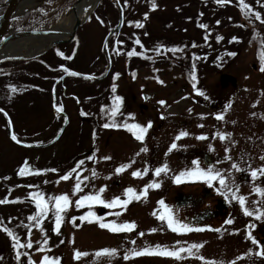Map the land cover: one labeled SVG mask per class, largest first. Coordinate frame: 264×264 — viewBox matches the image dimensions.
Instances as JSON below:
<instances>
[{"label":"rangeland","instance_id":"obj_1","mask_svg":"<svg viewBox=\"0 0 264 264\" xmlns=\"http://www.w3.org/2000/svg\"><path fill=\"white\" fill-rule=\"evenodd\" d=\"M142 1L127 0L130 6L129 21L125 22L124 18L121 29L126 31L127 37L132 36L133 39H136V36L132 30H129L131 23L149 8L147 4L141 5ZM206 1L202 0V3ZM61 3L62 0H51L50 2L38 0L35 6L26 9L24 13L28 10L43 9L32 17L38 21H35L36 23L31 28L34 30L49 28L55 26L64 17H69L73 7L67 10V5L63 6ZM244 3L250 5L253 12H259L261 20L255 19L254 15L246 16L239 0L230 2L228 4L230 8L226 6L227 3H217V0L209 2L208 5L203 4L207 15H215V20L210 21L211 24H216L213 26H218L217 28L222 33L225 32L223 34L234 36L235 33L229 34V32L233 31L237 20L247 25L243 31L251 29V34L257 31L256 40L240 50L237 57L225 69L206 73L205 83L209 92L205 93L204 98L207 100L205 103H203L204 98L196 90L198 87L196 82H192L186 76L183 63H178V66L170 70L167 66L155 67L156 70L142 67L137 69L136 75L129 74L125 69V58L115 49L118 45L115 41L121 37L117 39L111 35L109 39V50L113 42L115 46L113 51L110 50L112 63L107 71L108 57L104 49V40L111 30L110 27L116 25L120 17L111 2H107L103 13H98L90 20L86 18L79 25V27L82 25L81 33L76 32L75 38L61 42L72 41L62 46L66 54H56L59 50V43H56L53 49L51 46L49 50H46L48 48L46 47L39 51L46 50L47 55L51 54L46 59L43 58L46 53L35 55L32 53L31 57H13L24 60V63L17 62L14 67L0 66V200L9 201L0 204V264H13L8 261L11 259H16L17 264H29L30 260L35 264H41L44 256L63 260L62 264H117L118 259H125V256H128V264H133L132 260L139 256H134L132 253L143 249L136 243H154L153 245L158 243L171 250L187 249L192 244L203 245L199 249H193L192 255L185 251L181 253L183 258H174L177 259L178 264H199V257H212L215 264H229L226 259L231 254L232 240L227 232L221 233L219 237L206 234H181V232L170 236L171 233L167 232L169 230L167 220L162 221L158 217L167 216L170 210L174 219L185 225L191 218L190 215L193 216L196 212L199 201L190 200L187 205L183 199L174 198L175 195L172 193H179L182 190L197 193L199 184L208 182L185 175L181 177V182L177 183L176 177L181 173H191L197 169L204 171L212 169L213 167L206 169L204 166L206 164L203 154L208 149L213 156L219 154V158L215 159L219 162H225V156L231 155L226 153L231 150L243 151L242 147L246 145L244 141L246 129L253 119H260L264 97V84H258L264 81L261 75V68H264V22H262L264 21V0H244ZM174 5L170 4L168 8ZM197 8L204 9L200 5L193 4L192 11L195 14ZM153 10H159V8L154 7ZM59 11H61L59 21L50 23L51 17L57 15ZM89 11L90 9H87L85 15ZM101 14L105 20L99 17ZM205 15L202 16L201 24L203 25L207 21V15ZM144 16L146 17L147 14ZM150 20V23L154 25V33L165 30L158 25L156 17H151ZM188 20H192L193 25L188 29L187 34L193 36L197 34L201 40L202 30L196 33L195 19H184L179 23L184 25L189 23ZM11 30L16 32V30L25 29L13 22ZM183 34L182 32L177 36L184 37ZM34 43L32 41L30 45ZM261 43H263L262 48H259ZM51 50L53 51L49 52ZM177 54L180 55L181 52ZM25 55L30 54L25 50ZM45 60L50 62L41 66L51 62L57 64V69L52 75L53 80L58 72L67 67V65L60 66L63 60H74L73 62L77 63L74 64V70L80 71L82 76L75 78L71 75L59 84L53 83L52 87L50 81L44 84L39 78L41 83L38 84V88L33 85L31 91L16 97L21 91L25 89L27 91L29 87V83L25 82L26 79L22 77L25 72L34 69L40 74L38 67L40 63L38 62ZM65 61L63 62L66 63ZM2 62L0 61V64ZM254 64L256 68H253ZM222 73H231L238 79L237 85L229 84L231 86L230 95L223 93L225 88L222 86H216L221 82ZM101 74H105L104 82L102 84L93 83V78L102 76ZM47 85L51 92H46ZM113 86L116 92L112 91ZM53 87L55 89H52ZM13 88L15 91L12 90ZM209 88H218L219 91L212 93ZM56 90H60L57 105L71 115L69 119L56 115L58 110L53 106ZM124 92L127 94L126 99L117 96L121 98L120 106L125 109L118 118L116 116L118 110L113 111L119 103L115 95ZM161 101L164 103H160ZM215 102L220 103L218 109L211 106ZM251 108L255 110L254 115L250 113ZM155 114H162L164 117H157ZM151 115H155L156 119L152 120ZM220 115L224 117L222 120L216 118ZM256 115L259 116L256 117ZM115 116L116 119H114ZM113 123L117 126L104 127L105 124L112 125ZM149 123L151 127L147 129L143 140L136 139V135L139 134L138 129L130 131L125 126L146 127ZM11 126L13 127L12 132L10 131ZM214 130L217 132L214 133ZM236 130L241 131L243 136L238 134L240 139L232 143L231 138ZM182 132L188 135L181 136ZM13 134L19 143L12 139ZM200 136H205L207 139H198ZM221 136L226 138L221 139ZM216 139L221 140V143L216 144V146H222L221 148L216 147L220 150L213 147ZM173 144L176 145L174 149L171 148ZM210 144L212 147H209ZM142 149H147V151H142ZM104 157L111 159L106 160ZM240 160L235 165V173L234 165L222 167V176L226 178L229 188L230 183H234V177L244 171L239 163ZM80 161L84 163L77 167ZM26 164L32 172L39 174L19 176V170ZM128 164H131V167L124 172H116L117 168ZM165 165L168 171L156 176L155 169ZM53 169L55 171H52ZM73 169L76 171L72 173L71 179H61ZM137 170L142 173V176L132 175ZM145 170L147 174H143ZM93 172L96 173L95 176ZM231 173L235 176L231 177ZM77 182L80 183L81 191L74 192ZM212 182L210 185L221 187L218 179ZM149 184H159V187H150L146 197L133 199L126 209L117 206L109 208L110 211L107 213L106 206L99 203L76 207V201L86 195L99 193L101 199L107 203L115 197L126 199L125 191L128 188L135 189L136 193L140 194ZM235 185L236 189L232 194L240 196L248 193L247 183L241 182ZM102 188L104 191L101 193ZM221 189L223 192L231 193L227 189L222 187ZM223 192L222 194H225ZM35 194H42L49 201L50 211L42 220L43 230L35 226V221L29 219L38 212L37 203L28 199ZM63 194L69 196L72 204L61 214L63 221L59 234H56L53 231L55 227L54 198ZM232 194L226 195L232 198ZM170 197L174 199L169 200ZM160 201H163V204L159 203ZM90 212L94 215L89 216ZM114 213L120 214L115 215ZM81 217H87V219H80ZM96 217L101 218L106 224L115 222L120 225L134 222L136 227L132 231L117 233L108 228H101ZM73 218H76L75 223L72 222ZM89 219L93 222L89 223ZM228 220L230 219L222 218L219 221H213L211 225L229 227L232 224H227ZM24 225L29 227H24ZM206 225L210 226V224ZM5 227L18 238L19 244L26 245L31 240L33 247H15L17 241L3 231ZM46 237L47 244L45 245L43 241ZM41 247L45 251L37 250ZM105 249H114L115 254L97 256L98 252ZM77 251L87 255L76 259ZM258 252L259 250H253V261L239 258L237 264H264V259L257 255ZM17 253H20L19 258H17ZM140 257L141 264H174L163 262L160 259L170 256L144 255ZM256 257L259 258L256 259ZM209 261L211 260L205 262Z\"/></svg>","mask_w":264,"mask_h":264},{"label":"trees","instance_id":"obj_2","mask_svg":"<svg viewBox=\"0 0 264 264\" xmlns=\"http://www.w3.org/2000/svg\"><path fill=\"white\" fill-rule=\"evenodd\" d=\"M51 0H45V2H50ZM77 0H62L63 6L67 5V10L71 8V6L76 2ZM120 1L125 14V22L129 21V11L130 6L127 3V0H100L97 7L93 10V12L89 15V19H92L97 16L98 13H103L105 10V5L107 2H111L117 9V12L120 14L119 7L117 2ZM209 2H213V0H207L205 3H202V0H143L142 4H147L149 8H147L144 12H142V15L135 19L133 23H131V28L129 30H132L133 33L136 36V39H133L131 37H127L126 31L124 29H121L118 32H114L112 36L116 37L118 41H115V44L118 43L115 49L118 50V53L121 54L125 58V69L129 74L136 75L137 69L142 67L147 68H154L155 67H162L167 66V68L174 69L176 66H178V63L184 64L185 66V74L188 78L192 80V82H196L197 84V92L198 94L202 92H207V85L205 83V76L206 73L210 71H216V70H222L225 69L240 53V50L248 47L251 45L253 41L257 38V31L253 32L251 34L250 30H244V28L247 26L244 23H241L239 20H237V23H234L233 31L229 32L235 33V35L227 36L226 34H223L218 26H213L216 24H211L210 21L215 20V15H207L206 14V7L203 4L208 5ZM230 2H234V0H229L227 2L226 6L230 8V5H228ZM153 3H155V7H158L159 10H153ZM175 4L174 6H171L170 9L168 8V5ZM200 5L201 8L204 9H196V14L192 11V5ZM225 4V3H224ZM140 5V7H141ZM7 8V0H0V15L5 12ZM165 8L167 10H165ZM43 11V9L39 10H28L26 11L21 17L16 18L13 22H16L17 25L22 27L23 29H29L31 28L38 19H35L32 17L37 14L40 11ZM66 10V11H67ZM188 10V11H187ZM62 11V10H61ZM61 11L58 12L57 15L51 17L49 20L50 23L58 22L61 17ZM36 12V13H34ZM34 13V14H33ZM147 14L145 17L144 15ZM207 15L204 25H207L206 28L200 27L202 25V16ZM205 15V16H206ZM238 16V15H237ZM101 19L105 20L103 15L99 16ZM156 17V22L159 26L164 28L165 30L154 33L153 23H150V18ZM195 19V28L196 33H199L202 30V39L199 40V35H188V29L193 25L192 20H188L189 23L187 24H181L179 21L187 20V19ZM235 18H233L234 20ZM36 21V22H35ZM243 22V21H242ZM139 23L142 25V27H137L136 24ZM115 25L110 27L112 29ZM82 25L78 28L77 33H81ZM238 29V31H236ZM229 30V29H228ZM235 30V32H234ZM253 30V27H252ZM169 31L173 32L171 34ZM184 33V37H179L180 33ZM109 39H111V37ZM218 37H222L223 39H218ZM235 38V39H234ZM139 40L140 43H135L136 40ZM72 42V41H70ZM59 43V50H57L58 55L66 54V50L62 48V46H65L66 44L70 43ZM262 44H259V48H262ZM57 45V44H55ZM53 45L52 49L55 47ZM114 42L112 43L110 50L113 51L114 49ZM53 50L49 51L52 52ZM135 51L137 55L129 56L127 55L128 52ZM146 52H149L150 54H145ZM162 52V53H160ZM164 52V53H163ZM181 52V54H177ZM46 53V54H45ZM43 58H47L51 56V54L47 55L48 51L45 52ZM230 53H235V55H229ZM53 55V54H52ZM178 59L179 61H177ZM3 62L0 64V66H16L17 62L24 63V60L22 59H14V58H7L2 60ZM65 61V60H63ZM62 61V64L60 66L65 67L63 70L58 72L57 76L53 80L52 75L57 69V64L48 63L45 66L44 65L47 62L50 61H43L38 62L39 71L40 74L36 70H28L25 72V74L22 76L25 78V82H28L29 87L19 94H17L16 97H20L29 91H31V87L34 85L38 88V84L40 80L44 82V84H48V82H51L52 84H59L61 81H65L69 76H71L69 73H76L74 68L77 63H74V60H67L64 63ZM32 62L37 63V61L32 60ZM31 62V63H32ZM75 64V65H74ZM70 67V68H69ZM66 70V71H65ZM112 70V69H111ZM111 72V71H110ZM118 73V72H115ZM121 73V72H120ZM122 73H125V71H122ZM102 75V74H101ZM193 76L195 79H193ZM75 78H81V75H74ZM111 77V73H110ZM109 78V77H108ZM34 79V80H33ZM105 78H93L92 82L96 84H102L104 82ZM48 86V85H47ZM108 88H110L108 86ZM46 89V92H51L50 87L48 86ZM53 89V88H52ZM112 91L116 92V90ZM95 93V89L93 90ZM53 95V94H52ZM56 97L60 96V90H56ZM117 96H121V98H127V94L125 92L118 93ZM16 97L14 99H16ZM113 98V97H111ZM129 98V97H128ZM124 99L122 100L123 103ZM121 105V102L117 103V105ZM125 111V109L120 106L118 108V112L116 116H121V114ZM116 116L114 119H116ZM117 118V119H118ZM4 259V258H3Z\"/></svg>","mask_w":264,"mask_h":264},{"label":"flooded vegetation","instance_id":"obj_3","mask_svg":"<svg viewBox=\"0 0 264 264\" xmlns=\"http://www.w3.org/2000/svg\"><path fill=\"white\" fill-rule=\"evenodd\" d=\"M253 68H256V64L253 65ZM263 68V67H262ZM223 74V73H222ZM261 75L264 77V71H261ZM82 76V74H81ZM105 76V75H104ZM237 78V77H236ZM231 82V83H229ZM238 79L234 82L230 78H226L224 81L222 80L221 76V82L217 83L216 86H222V88H225L223 90V93L231 94L230 88L232 85H237ZM58 84V83H57ZM258 84H264L263 82H258ZM252 85V84H251ZM54 88V87H53ZM210 92L215 93L219 91L218 88H209ZM209 92V91H208ZM203 95L202 98L205 97V92H202ZM56 92L54 93V95ZM56 97V96H55ZM57 97L53 100V106L55 109H60L57 105ZM262 108L260 112V119H253V122L250 124V126L246 129L244 134V141H246L245 147L243 151L235 152L231 150L230 152L226 154L225 156V162H219L215 161V159H218V155L213 156L210 152V149L207 150V152L204 151L203 159L204 163L206 165L205 168L213 167L214 172H219L222 175V167H231L232 165H236L239 163L242 165V168L244 171L239 172L235 176V168L234 167V173L231 177H234V183H230V189L231 193L228 194L226 192H223L221 187L210 185L211 183H202L199 184L197 193H192L191 191H180L179 193H172V195H175L174 198H181L189 205L190 200L199 201L198 208L195 213H193V216L190 215V219L187 220L186 224L188 227L193 229H203L202 231H191V232H181V234H199V235H213L215 237H219L221 233L227 232L231 237V254L230 257L226 259V261H229V264H232V262H235L237 264V260L242 258V260H249L253 261V250L260 251L261 246H264V215H260L261 213H264V195L261 194V192H264V176L260 175L259 172L257 173V178H252L251 172L257 169L264 168V160L261 159V157H264V97L262 99ZM207 100L204 98L203 103H205ZM214 109H218L220 106V103H213L211 104ZM250 113L252 115L255 114V110L253 108L250 109ZM57 116H62L66 119L70 118V114L63 111H58L56 114ZM157 115V114H155ZM155 115H151L153 118L152 120L156 119L154 118ZM259 116V115H258ZM256 115V117H258ZM157 117H164L162 114L157 115ZM216 133L217 131H213ZM242 135L241 131L236 130L235 134L232 136L231 141L232 143L234 141H238L240 139V136ZM217 141L213 145L214 149L221 148L222 146H216L217 143H221L220 139H216ZM48 144V143H46ZM209 147H212V144L209 145ZM225 148V147H223ZM227 149V148H225ZM231 149V148H230ZM210 154V162L205 161V155ZM232 155L234 157H232ZM221 157V156H220ZM227 167V168H228ZM221 170V171H220ZM247 183L248 186V193L245 195H236L232 194V192L236 189L235 184L239 183ZM214 183V182H212ZM215 184V183H214ZM256 189H260L261 192L256 191ZM195 192V190H194ZM225 193V194H222ZM232 194V198H230L227 195ZM170 196V195H169ZM235 197H244L246 200V203L244 206H242ZM174 198L170 197L169 200H173ZM186 206V205H183ZM247 208L249 211H252L254 213L253 216H248L244 213L243 208ZM107 213L110 211L109 207H106ZM259 216V218H257ZM222 218H228L233 221L232 225L229 227H221V226H212L211 223L213 221H219ZM194 222H197L196 224ZM191 223L190 225H188ZM206 224H210V226H207ZM216 229H219V231H216ZM167 232H170L172 236L173 234H179L180 232H173L170 228L167 230ZM251 232L252 237H254L257 241H259V244H253L250 239H248V233ZM119 233V232H117ZM140 245L141 247L146 248H155L156 246H161L160 244L156 243H136ZM162 247V246H161ZM171 250V248H168ZM239 251V255H238ZM214 253V251H213ZM249 253H251L249 255ZM155 256V255H153ZM160 256V255H158ZM211 256V254H209ZM140 256L132 260L133 264H141ZM199 260V264H206V260L213 261L214 259L212 257ZM259 257H256V259ZM261 259H264V256L260 257ZM163 262H171L174 264H178L174 257H164L160 258ZM59 260V259H58ZM10 263L17 264L16 259L14 260H8ZM63 260H59V264H62ZM131 261V260H130ZM251 263V262H250ZM117 264H128L127 259L121 258L118 259Z\"/></svg>","mask_w":264,"mask_h":264},{"label":"snow or ice","instance_id":"obj_4","mask_svg":"<svg viewBox=\"0 0 264 264\" xmlns=\"http://www.w3.org/2000/svg\"><path fill=\"white\" fill-rule=\"evenodd\" d=\"M227 2H229V0H217V3H227ZM239 3L241 4L242 9L245 10V15L246 16L254 15L255 19L261 20V14L259 12H253V9L251 8V6L248 5V4H245L244 0H239ZM153 7H155V3H153ZM262 22H264V21H262ZM217 23H219V21ZM136 26L137 27H142V25L139 24V23H137ZM200 27L206 28L207 25H203L202 24V25H200ZM218 39H223V38L222 37H218ZM135 43L139 44L140 41L137 39L135 41ZM61 55H63V54L61 53ZM127 55L133 56V55H137V53L135 51H131V52H128ZM229 55H235V53H230ZM261 71H264V68H261ZM69 74L70 75H78L77 73H74V72L73 73H69ZM117 75H119V74H117ZM193 79H195L194 76H193ZM161 83H162V81H161ZM12 90L15 91L14 88ZM113 90H115V86H113ZM200 95H203V93H200ZM116 100L119 102V101H121V98L120 97H116ZM160 103H164V102L161 101ZM118 107H119V105H117V108L114 109L113 111L118 110ZM58 111H63V109L60 108V109H58ZM216 118L222 120L224 117L222 115H220V116H217ZM110 126L115 127L117 125H115L114 123L112 125H109V124H105L104 125L105 128L110 127ZM125 126L128 127V129L130 131L133 130V129H138L139 130V134L136 135V139L143 140L144 139V134L147 132V129L151 127V123H149L146 127L145 126H140V125H125ZM201 127H202V125H201ZM180 135L181 136H186V135H188V133H183L182 132ZM220 138L221 139H225L226 137L225 136H221ZM12 139L16 140L17 143H19V141L17 140V137L15 136V134L12 135ZM198 139L204 140V139H207V137L200 136V137H198ZM171 148H173V149L176 148V145L173 144L171 146ZM142 151H147V149H142ZM89 159H91V157ZM104 159L107 160V159H111V158L110 157H104ZM261 159L264 160V157H261ZM83 163H84V161H80L79 164L77 165V167H79V165H82ZM129 167H131V164L122 165V166H120L119 168L116 169V172L117 173H122ZM234 167H235V165H234ZM52 171H55V169H53ZM75 171H76V169H73L69 173L63 175L61 177V179L62 180L71 179L72 178V173L75 172ZM167 171H168V169H167V166L165 165L164 167L155 169V175L159 176L161 173H164V172H167ZM258 172H259L260 175L264 176V168H262V169H257V170L252 171L251 172L252 178H254V179L257 178V173ZM33 174H39V173L38 172H35V173L32 172L27 167V164L25 165V167H22L19 170V172H18L19 176L33 175ZM143 174H147V170H145V172ZM95 175H96V173L93 172V176H95ZM132 175L134 177H140V176H142V173L139 170H137V171H134L132 173ZM185 175L194 176V177H197V178L204 179L208 183H211L212 181L218 179L219 180V184L221 185L222 188L227 189L228 191H231V189L229 188L228 184L226 183V178L224 176H222L219 172H213V170L211 168L208 169L207 171L197 169L196 171L191 172V173H181L180 176L176 177V182L180 183L181 182V177H183ZM85 179H87V178H85ZM150 187H159V184H149V185H147L140 194H137L135 189L128 188L125 191V196L127 197L126 199L122 200L119 197H115V198H113V200L111 202H107V203L101 199V196H100L99 193L96 194V195H86V196H83L81 199L76 201V207H84L86 204L88 206H91L94 203H99V204H103V205H105L106 207H109V208H115V207L119 206V207H121L123 209H126L127 205L133 199H137L138 200V199H141V197H146L148 189ZM79 191H81L80 183L77 182V184L75 185V188H74V192H79ZM103 191H104L103 188L100 189L101 193ZM256 191L261 192L260 189H256ZM261 194L264 195V192H261ZM234 198L237 199L238 202L242 206L245 205L246 200H245L244 197H235L234 196ZM32 199L35 200L36 203H37L38 212L35 215L29 217V219L31 221H35V226L36 227H41L43 218L50 211V209H49V201L46 200L43 197L42 194H35L32 197ZM8 202L9 201L6 200V199L5 200H0V204H4V203H8ZM13 202H15V201H13ZM159 203L163 204V201H160ZM71 204H72V202H71V200H70V198H69V196L67 194H63V195H60V196L54 198L55 227H54L53 231L56 234H59L60 226H61V223L63 221V216L61 214L64 213L71 206ZM244 213L246 215H248V216H253L254 215V213L252 211H249L246 207L244 208ZM114 214L115 215H119L120 213H114ZM88 215L92 216L94 214L90 212ZM154 215H155V213H154ZM260 215H264V213H261ZM158 218L160 220H162V221L163 220H167V225L173 232H191V231H194V230L195 231H202L203 230V229H193V228L188 227L187 225L179 223V221H176L174 219V217L171 215L170 210L168 211V215L167 216L160 215ZM257 218H259V216ZM75 219L76 218H73V221H72L73 223H75ZM80 219H87V217H81ZM96 220L99 222V226L101 228H108L110 231H113V232L132 231L136 227L134 222L117 225V224H115V222L106 224L99 217H96ZM88 222L91 223L93 221L91 219H89ZM226 223L227 224H232L233 221L230 219V220L226 221ZM24 227H29V226L28 225H24ZM41 230H43L42 227H41ZM3 231L5 233H7L14 241H17L15 247H18V248H24V247L32 248L33 247V244L31 242V240H29V242L26 245L25 244H19L18 238L12 233L11 230H9L8 228L5 227V228H3ZM152 231H156V229H152ZM216 231H219V229H216ZM29 235H30V231H29ZM140 235H143V233H140ZM248 239H250L253 244H259V241H257L254 237H252L251 232L248 233ZM43 243L45 245L47 244V237L44 239ZM61 243H63V241H61ZM200 247H203V245L192 244L187 249L179 248L177 250H170V249H168L166 247H161V246H156L155 248L146 247V248H144V249H142L140 251H134L132 253V255H134V256L160 255V256L175 257V258L179 259V258H183V257H181V253L187 251L189 255H192L193 254L192 250L193 249H199ZM37 250L38 251H45V249L43 247L38 248ZM114 254H115V250L114 249L113 250L105 249V250H102L101 252H98L97 256L114 255ZM250 254L251 253H249V255ZM82 255H87V254L86 253H80V252L77 251L75 253V258L79 259ZM257 255L264 256V246H261V250L257 253ZM19 256H20V253H17V258H19ZM128 258H129L128 256H125V259H128ZM199 258L200 259H204L203 257H199ZM29 264H35V262L30 260ZM41 264H59V260L56 259V258L49 257V256H44L42 258ZM207 264H215V261H209V262H207ZM232 264H235V262H232Z\"/></svg>","mask_w":264,"mask_h":264},{"label":"bare ground","instance_id":"obj_5","mask_svg":"<svg viewBox=\"0 0 264 264\" xmlns=\"http://www.w3.org/2000/svg\"><path fill=\"white\" fill-rule=\"evenodd\" d=\"M38 0H24L20 12L36 5ZM100 0H78L69 17H64L55 26L52 32H39L34 29L29 31H16L11 33V38L0 46V59L8 55H25V50L31 55L40 53L58 37H66L74 27L76 21L85 18L87 9H93ZM118 4V2H117ZM74 5V4H73ZM72 5V7H73ZM119 7V6H118ZM120 11V10H119ZM34 41V45H30Z\"/></svg>","mask_w":264,"mask_h":264},{"label":"water","instance_id":"obj_6","mask_svg":"<svg viewBox=\"0 0 264 264\" xmlns=\"http://www.w3.org/2000/svg\"><path fill=\"white\" fill-rule=\"evenodd\" d=\"M23 1L24 0H7V8H6L5 12L0 15V46L2 44H4L5 42H7L11 38V33L13 32L11 30V25H12L13 20L17 16H19L20 14L23 13V12H20L21 5H22ZM75 4H74V6H75ZM74 6H73V8H74ZM118 6H119V10H120V18H119V21H118L117 25L114 28H112L107 33V35L105 37V40H104V49L106 51V54H107V57H108V61H109L108 62V66H109L108 67V70L111 67V63H112V57H111L110 50H109V38H110V36L114 32L119 31L121 29V27L123 25V22H124V18H125V16H124V9H123V6H122V4H121L120 1H118ZM89 13H91V12H89ZM88 14L86 15V17L88 16ZM84 20L81 19V18H79L76 21V23H75L74 27L72 28V30L70 31V33H69L70 35L69 36H66V37H58V38H56L54 40L53 43H60V42H64V41L71 40L75 36L79 25ZM29 30H31V29H29ZM29 30H25V31H29ZM20 31H23L24 32V30H20ZM36 31L50 33L53 30H52V27H49V28H45V29H42V30H36ZM52 44H50L49 46H51ZM13 56H17V55H8V56H5V57H13ZM20 56L29 57L30 55H20ZM226 78H230L234 82L237 80L234 75L229 74V73H224L222 75V80L223 81ZM10 131L12 132V127H11ZM205 161L207 163L210 162V154L207 153L205 155Z\"/></svg>","mask_w":264,"mask_h":264}]
</instances>
